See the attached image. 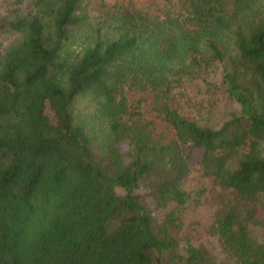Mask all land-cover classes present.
Masks as SVG:
<instances>
[{
  "label": "trees",
  "instance_id": "1",
  "mask_svg": "<svg viewBox=\"0 0 264 264\" xmlns=\"http://www.w3.org/2000/svg\"><path fill=\"white\" fill-rule=\"evenodd\" d=\"M258 2H118L75 54L65 47L88 26L83 0H31L3 22L21 39L0 57V264H264ZM216 65L239 110L202 126L171 88L193 73L211 86ZM125 87L154 93L151 118L130 110ZM85 94L109 128L105 160L75 123ZM190 200L210 224L187 226Z\"/></svg>",
  "mask_w": 264,
  "mask_h": 264
},
{
  "label": "rangeland",
  "instance_id": "2",
  "mask_svg": "<svg viewBox=\"0 0 264 264\" xmlns=\"http://www.w3.org/2000/svg\"><path fill=\"white\" fill-rule=\"evenodd\" d=\"M128 1H131L136 7H144V5L152 2V0H83L81 12L86 15L88 26H84L85 28L83 27L75 32V37L67 44L65 50L69 54L80 51L82 46L88 42L90 28H95L97 24L105 21L115 3H127ZM162 1L155 0L157 4H162ZM258 3L260 6H264V0H259ZM32 8L31 0H0V57L21 39L20 33L7 28L3 22L11 20L17 15H26L32 11ZM193 74L185 75L186 77L180 80L181 87H176L173 83L171 88L170 95L173 97V103L182 114L193 118L202 126L218 127L223 121L238 112L237 102L220 88L221 71L217 65L213 70L204 73L211 86H207L202 81L200 74L199 76ZM125 94L128 103L132 105L130 108L132 112L138 111L147 118H151L150 107L154 103L153 92L135 87L133 89L125 87ZM73 114L75 123L80 125L91 137L96 155L105 160L107 154L104 148L107 143L109 128L107 122L100 119L97 112V103L96 100H93V96L85 94L78 97L73 104ZM161 129L162 127H157V130ZM192 169H195L194 165H192ZM194 185L192 172L185 181V189L191 190ZM148 201L146 200L154 208V202L152 200ZM183 218L189 228L194 227L193 225L200 226L203 223L210 224L212 221V215L208 208L197 206L193 200H190L189 204L185 206ZM211 239L205 237L201 243L210 245L214 242V239Z\"/></svg>",
  "mask_w": 264,
  "mask_h": 264
}]
</instances>
